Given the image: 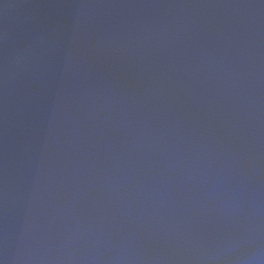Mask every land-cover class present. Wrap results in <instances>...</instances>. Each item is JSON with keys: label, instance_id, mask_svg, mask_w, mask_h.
Instances as JSON below:
<instances>
[{"label": "water", "instance_id": "1", "mask_svg": "<svg viewBox=\"0 0 264 264\" xmlns=\"http://www.w3.org/2000/svg\"><path fill=\"white\" fill-rule=\"evenodd\" d=\"M0 264H264V0H0Z\"/></svg>", "mask_w": 264, "mask_h": 264}]
</instances>
